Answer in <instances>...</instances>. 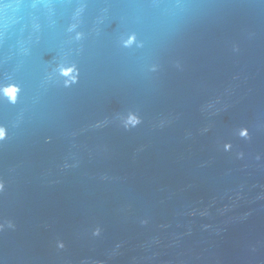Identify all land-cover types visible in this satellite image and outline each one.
Returning a JSON list of instances; mask_svg holds the SVG:
<instances>
[{
    "label": "water",
    "instance_id": "water-1",
    "mask_svg": "<svg viewBox=\"0 0 264 264\" xmlns=\"http://www.w3.org/2000/svg\"><path fill=\"white\" fill-rule=\"evenodd\" d=\"M0 264H264V0H0Z\"/></svg>",
    "mask_w": 264,
    "mask_h": 264
}]
</instances>
